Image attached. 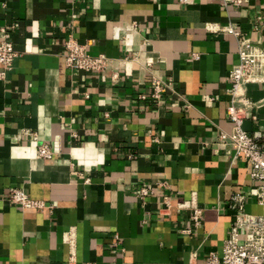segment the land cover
<instances>
[{
  "label": "crops",
  "instance_id": "crops-1",
  "mask_svg": "<svg viewBox=\"0 0 264 264\" xmlns=\"http://www.w3.org/2000/svg\"><path fill=\"white\" fill-rule=\"evenodd\" d=\"M131 22L127 44L115 34ZM229 23L264 49V0H0L16 51L8 69L0 64V264H63L70 229L75 264H205L221 254L232 193L261 211L247 163L217 141L231 129L227 75L238 61L236 38L217 29ZM69 36L108 66L67 67ZM153 79L171 82L161 101L148 96ZM245 95L263 104L243 128L264 137V83ZM39 143L50 158L37 156ZM11 187L45 207L10 203ZM140 187L150 189L143 199ZM192 192L196 227L178 205Z\"/></svg>",
  "mask_w": 264,
  "mask_h": 264
},
{
  "label": "built area",
  "instance_id": "built-area-1",
  "mask_svg": "<svg viewBox=\"0 0 264 264\" xmlns=\"http://www.w3.org/2000/svg\"><path fill=\"white\" fill-rule=\"evenodd\" d=\"M186 0H180L185 2ZM222 5L240 4L241 0H219ZM138 24L131 22L120 27L116 32L124 41L130 43L129 37L138 31ZM218 30L232 34L237 40L238 61L228 71L230 87L227 89L229 103L226 108L228 119L231 122L230 131H220L217 136L219 143H227L232 146L234 156H241L248 165V177L252 183V192L255 202L261 207L257 214L246 212L244 207L247 201L246 195L241 192L232 193L229 207L235 210L234 220L230 226V235L227 237L218 256L211 253L205 264H264V137L263 133L255 130L251 133L243 128L247 112L254 106L258 107L263 102H254L245 95V86L248 83H264V49L258 41L241 37L240 30L233 24L218 26ZM119 30L121 33H119ZM0 64L8 69L16 56L13 42L5 27L0 28ZM147 44L143 40V45ZM64 62L70 69L84 72H101L111 61L105 54H90L86 43L78 42L69 36L63 41ZM195 58L197 55H193ZM148 65L151 63L148 62ZM118 77L117 73L112 74ZM172 90L170 81L153 79L151 92L148 96L154 101H161L167 91ZM140 98L146 99L145 95ZM254 118V116H253ZM36 140V137H33ZM51 149L46 143L37 145V156L50 158ZM164 186L166 183H160ZM150 193L147 187H140L137 195L143 199ZM10 203L19 204L22 207L41 209L45 207L42 200L31 198L21 187H11L8 193ZM162 202L168 204L169 197L164 196ZM192 210L191 219L194 227L199 225L202 207L197 202L195 192L178 204ZM63 240L70 247V256L63 264H75L76 258L73 251L74 231H65ZM83 264H96L84 262Z\"/></svg>",
  "mask_w": 264,
  "mask_h": 264
}]
</instances>
